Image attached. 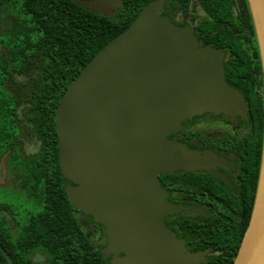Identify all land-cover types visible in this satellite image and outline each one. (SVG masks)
Listing matches in <instances>:
<instances>
[{
	"label": "water",
	"instance_id": "1",
	"mask_svg": "<svg viewBox=\"0 0 264 264\" xmlns=\"http://www.w3.org/2000/svg\"><path fill=\"white\" fill-rule=\"evenodd\" d=\"M110 19L122 0H72ZM165 0L142 7L67 87L56 110L59 163L70 204L106 228L110 264H196L167 234L159 174L194 164L168 135L203 112L236 119L244 96L226 81L225 52L200 47L189 27L162 15ZM264 75V0H248ZM172 244V245H171ZM171 247H175L172 249ZM233 264H264V148L258 192Z\"/></svg>",
	"mask_w": 264,
	"mask_h": 264
},
{
	"label": "trees",
	"instance_id": "2",
	"mask_svg": "<svg viewBox=\"0 0 264 264\" xmlns=\"http://www.w3.org/2000/svg\"><path fill=\"white\" fill-rule=\"evenodd\" d=\"M123 1L110 19L72 0H0V164L40 204L18 246L0 231V264H35L27 255L36 247L48 251V264H110L70 204L55 120L67 87L147 2ZM235 2L212 0L202 27L208 43L230 53L229 83L253 94L252 85L264 86L260 47L248 1L239 0L237 15Z\"/></svg>",
	"mask_w": 264,
	"mask_h": 264
},
{
	"label": "flooded vegetation",
	"instance_id": "3",
	"mask_svg": "<svg viewBox=\"0 0 264 264\" xmlns=\"http://www.w3.org/2000/svg\"><path fill=\"white\" fill-rule=\"evenodd\" d=\"M153 1L147 0L145 5ZM235 1L232 8L237 15L239 0ZM211 6L212 0H165L161 14L180 28L189 27L200 47L220 49L208 43L209 37L202 27V22L210 19L207 8ZM220 50L225 52L226 81L232 86L227 73L230 53ZM232 87L244 96L246 115L233 119L223 113L203 112L182 121L168 139L194 152L195 163L159 174L164 201L179 208L163 218L166 233L160 239L161 248H168L164 242L169 240L168 234L178 243L172 246L198 257L196 264H233L248 228L260 183L264 86L252 85L253 94L248 93V85ZM80 217L88 238L102 250L107 243L105 226L93 222L86 214L80 213Z\"/></svg>",
	"mask_w": 264,
	"mask_h": 264
},
{
	"label": "rangeland",
	"instance_id": "4",
	"mask_svg": "<svg viewBox=\"0 0 264 264\" xmlns=\"http://www.w3.org/2000/svg\"><path fill=\"white\" fill-rule=\"evenodd\" d=\"M34 152L35 149H29ZM13 173L6 166L0 164V231L18 246L21 236L29 235L25 227L28 225L30 216L39 211L40 204L35 201L28 192L15 184ZM35 264H48L50 255L42 247L32 249L27 255Z\"/></svg>",
	"mask_w": 264,
	"mask_h": 264
}]
</instances>
